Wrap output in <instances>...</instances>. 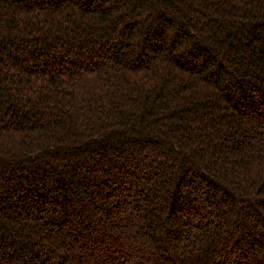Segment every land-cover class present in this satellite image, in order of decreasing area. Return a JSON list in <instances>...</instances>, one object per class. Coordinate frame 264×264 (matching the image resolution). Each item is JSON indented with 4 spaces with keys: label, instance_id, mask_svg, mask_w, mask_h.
Instances as JSON below:
<instances>
[{
    "label": "trees",
    "instance_id": "1",
    "mask_svg": "<svg viewBox=\"0 0 264 264\" xmlns=\"http://www.w3.org/2000/svg\"><path fill=\"white\" fill-rule=\"evenodd\" d=\"M0 264H264V0H0Z\"/></svg>",
    "mask_w": 264,
    "mask_h": 264
}]
</instances>
